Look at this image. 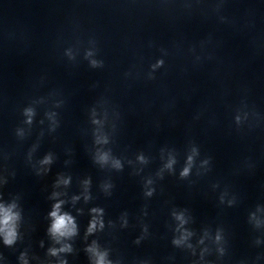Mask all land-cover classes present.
<instances>
[{
  "label": "clouds",
  "instance_id": "clouds-1",
  "mask_svg": "<svg viewBox=\"0 0 264 264\" xmlns=\"http://www.w3.org/2000/svg\"><path fill=\"white\" fill-rule=\"evenodd\" d=\"M223 3V0H221V4ZM220 4L217 5V10H219ZM223 19V18H221ZM94 44V42H92ZM164 55H167V52L163 49L161 50ZM65 55L69 57V59H74V55L72 54L71 50H66ZM96 50L95 47L90 48L86 50L85 52V59L88 60L89 66L92 68H99L103 67V61L95 59ZM164 59L160 58L157 59L155 63L150 65V71L148 72V78L154 79V73L162 68L164 66ZM35 109L31 106L26 107L23 109V115L25 117V124L31 125L33 123V118L35 116ZM49 119L53 120V124L55 125L54 120V113H49ZM246 116V114H245ZM235 121L237 125H239L242 122L241 115L237 114L235 117ZM54 130V129H53ZM23 130L17 129V135L23 136ZM199 155L198 148L196 146H192L189 150V154L186 158V164L183 167L182 171L180 172V178L185 179L189 177L191 174V170L194 166V160L195 157ZM138 159L141 160V162H144V157L140 156ZM109 160V155L107 153H103L99 156V162L107 163ZM52 162L51 155H47L43 158L40 163L42 165H47ZM176 163V160L174 157H170L167 163L165 164V168L168 170L173 169V165ZM204 165H207L209 161L206 159L202 162ZM113 166L117 169L121 168L122 165L118 160L113 161ZM63 183L67 184L68 181L64 180ZM148 184H151L152 181L149 180L147 182ZM154 189H148L145 192L146 196H152ZM55 195V194H54ZM87 199V197H86ZM221 202H223V197H221ZM63 201H58L52 206V210L49 212V218L51 220L50 226L47 229L48 236L50 237L52 241V246H50L47 249V255L49 257H54L56 259V264H68V261L62 257V254H70L74 251L72 244L69 242L73 240L74 237L78 234L77 224L72 215H70L67 212H62L61 207ZM232 201H229V204H231ZM92 213L94 214L92 216V219L89 223V226L87 228V231L85 233V240H87V237L90 235H93L94 233L98 231H102L104 229V221H103V210L99 208H93ZM172 217L176 221V226L174 229V232L176 235H174L171 243L174 247L177 248H183L191 251V254L195 256L197 254V247L203 246L200 248L199 252V262H202V264H210V262L205 261V255L211 253V248L208 247L205 242L211 241L212 244L216 246L215 251L216 253L222 257L225 255V247H224V234L222 229H217L215 234L212 235V233L205 229L203 231V234L200 236V238L197 241V244L194 245L191 240L193 236L195 235V232L192 230H189L185 225L188 224V218H186L185 213L183 211L172 212ZM251 221L254 222L255 227L259 228L261 227L264 222L260 221L256 218L255 213H253L250 217ZM22 220V213L19 208V205L17 203L16 199H13L11 202H4L2 198H0V241H2L3 245L6 247H13L19 239H21V235L19 232L20 223ZM127 219L123 220L122 226H127ZM144 232L147 233V227H144ZM135 243H140V238H138ZM257 244L260 243L259 240L256 241ZM41 247H43V241H41ZM85 252L88 254L90 264H114V262L109 258V249L102 248L97 240H92L90 244H88L85 247ZM0 259H3V256L0 255ZM19 264H29V258L26 251L21 252L19 257ZM49 264H51V261H49Z\"/></svg>",
  "mask_w": 264,
  "mask_h": 264
}]
</instances>
